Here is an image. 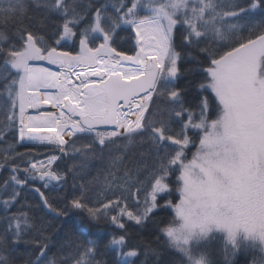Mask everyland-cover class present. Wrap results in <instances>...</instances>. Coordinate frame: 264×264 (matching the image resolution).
<instances>
[{"label":"snow or ice","instance_id":"obj_1","mask_svg":"<svg viewBox=\"0 0 264 264\" xmlns=\"http://www.w3.org/2000/svg\"><path fill=\"white\" fill-rule=\"evenodd\" d=\"M0 264H264V0H0Z\"/></svg>","mask_w":264,"mask_h":264},{"label":"trees","instance_id":"obj_2","mask_svg":"<svg viewBox=\"0 0 264 264\" xmlns=\"http://www.w3.org/2000/svg\"><path fill=\"white\" fill-rule=\"evenodd\" d=\"M20 151H24V149L23 148H20ZM43 151V150H42Z\"/></svg>","mask_w":264,"mask_h":264},{"label":"rangeland","instance_id":"obj_3","mask_svg":"<svg viewBox=\"0 0 264 264\" xmlns=\"http://www.w3.org/2000/svg\"><path fill=\"white\" fill-rule=\"evenodd\" d=\"M54 67V66H53ZM54 70H55V68H54Z\"/></svg>","mask_w":264,"mask_h":264}]
</instances>
